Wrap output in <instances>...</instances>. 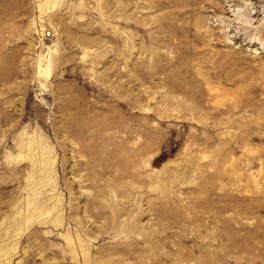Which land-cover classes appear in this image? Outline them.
Instances as JSON below:
<instances>
[{
    "label": "rangeland",
    "instance_id": "374dc122",
    "mask_svg": "<svg viewBox=\"0 0 264 264\" xmlns=\"http://www.w3.org/2000/svg\"><path fill=\"white\" fill-rule=\"evenodd\" d=\"M0 264H264V0H0Z\"/></svg>",
    "mask_w": 264,
    "mask_h": 264
}]
</instances>
